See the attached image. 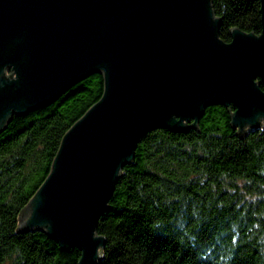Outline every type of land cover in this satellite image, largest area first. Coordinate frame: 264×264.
<instances>
[{
    "label": "water",
    "instance_id": "1",
    "mask_svg": "<svg viewBox=\"0 0 264 264\" xmlns=\"http://www.w3.org/2000/svg\"><path fill=\"white\" fill-rule=\"evenodd\" d=\"M253 1L262 33L234 29L226 43L212 0H0V134L94 74L105 86L63 137L20 231L98 264L99 221L142 137L196 128L211 106H232L242 135L262 127L264 0Z\"/></svg>",
    "mask_w": 264,
    "mask_h": 264
},
{
    "label": "trees",
    "instance_id": "2",
    "mask_svg": "<svg viewBox=\"0 0 264 264\" xmlns=\"http://www.w3.org/2000/svg\"><path fill=\"white\" fill-rule=\"evenodd\" d=\"M212 9L226 43L234 29L262 33L260 1L212 0ZM104 88L94 74L53 104L15 115L0 134V264H79L77 248L19 228L63 137ZM233 113L211 106L196 128L142 137L99 221L98 264H264V124L242 135Z\"/></svg>",
    "mask_w": 264,
    "mask_h": 264
}]
</instances>
